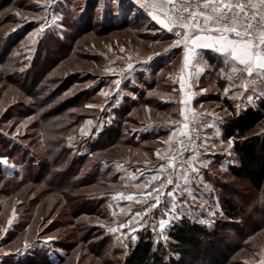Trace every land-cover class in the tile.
Segmentation results:
<instances>
[{
	"label": "rangeland",
	"instance_id": "374dc122",
	"mask_svg": "<svg viewBox=\"0 0 264 264\" xmlns=\"http://www.w3.org/2000/svg\"><path fill=\"white\" fill-rule=\"evenodd\" d=\"M124 3L132 10L123 17L126 23L118 26L122 20L112 18L108 26L110 16L104 12H114L112 0H89L82 21L78 13L83 0H59L52 10L56 18L50 12L45 31L33 43L29 37L38 27L34 14L43 12L44 0L39 6L36 0H0V161L8 160L7 165L0 162V264H122L138 240L133 241L132 235L150 237L162 260L169 261L173 253L167 231L181 217L216 234V247L207 250L216 261L201 264H260L264 258V182L255 190L244 178L233 176L227 169L236 162L229 139H218L203 126L201 136L213 135L210 143L216 145L213 152L201 157L208 162L207 168H201L203 183L192 185L204 207H200V199L189 207L193 201L185 195L188 203L178 209L163 232L167 241L158 227L161 218L168 219L163 215L170 207L167 204L154 210L146 218L149 226L135 233L125 229L121 236L107 231L108 225L115 226L113 212L120 220L127 218L120 215L119 208L129 202L112 197L118 191L136 195L134 185L144 180L127 176L138 175V168L151 174L159 163L156 151L164 149L162 141L172 129L163 134L144 131L141 126L149 121L160 123L159 115H176V107L162 106L161 97L170 95L168 77L177 74L182 64L181 49H172L178 56L165 63L168 54L164 48L173 39L171 34L151 21L134 0ZM121 47L124 53L119 51ZM118 56L125 60L131 56L134 70L125 77L118 94L114 90L113 98L105 100L100 90L120 77L103 70L126 68ZM149 56L154 57L157 63L152 67L158 71L145 72L144 61ZM209 59L212 70L203 73L193 87L199 91L194 107L201 111L212 108L222 118L231 112L229 107L236 112L246 106L261 107V120L249 134L264 133V99L233 100L232 92L226 97L223 89L228 82L220 76L222 62ZM226 74H231L230 69ZM153 76L155 83L147 87L143 80ZM89 104L104 105L106 111L89 109ZM177 106L180 108L179 102ZM86 119H92L94 126L82 136L80 129ZM109 125L114 128L110 135L106 133ZM117 164L126 171H118ZM226 201L237 203L238 217L230 216ZM132 208L135 212L140 205ZM213 212L215 215L210 214ZM9 219L13 220L11 226ZM49 237L51 242L45 243ZM25 241L33 245L27 252Z\"/></svg>",
	"mask_w": 264,
	"mask_h": 264
},
{
	"label": "snow or ice",
	"instance_id": "6c2138e0",
	"mask_svg": "<svg viewBox=\"0 0 264 264\" xmlns=\"http://www.w3.org/2000/svg\"><path fill=\"white\" fill-rule=\"evenodd\" d=\"M58 2L59 0H44L43 12L34 14V21L38 23V27L29 37L33 43H35L33 38L45 31L50 12L53 18H56L57 14L52 10ZM112 2L118 9L121 7L120 0H112ZM36 3L39 6L40 0H36ZM134 3L146 12L151 21L174 37L164 51L168 52L172 49L182 51L179 71L168 79L179 85V103L182 106L179 115L183 119L172 122L175 127L162 141L165 145L164 149H157L156 156L159 163L152 167L151 174H146L144 168H138L136 170L138 175L133 173L127 176V179L133 181L144 177L142 183L134 185L137 194L118 191L112 197L114 201L129 202L127 207L119 208L120 215L127 218L120 220L113 212L115 226L108 225L107 231L112 234L121 233V236L124 235L122 230L125 229L135 233L139 229L148 227L149 220L146 218L154 215V210L159 209L162 204H167L170 207L163 210V215L168 219L161 218L158 222L160 235L167 241L168 237L164 236L163 232L169 221L175 218L178 209L188 203L187 199H184L185 195L193 201L189 207H194L198 199L201 200L200 207H204L202 197L192 185L203 183L200 180L201 168H207L208 162L201 157L203 154L213 152L216 147L214 143H210L209 136H201L200 133L201 126L213 128L214 124L204 120L205 114L189 107L195 97L192 89L198 83V78L206 71L212 70V65L201 55V52L211 51L217 54L222 62L220 76L228 82L227 87L223 89L226 97L232 92L233 100L246 98L248 102H253L257 96L259 99H264V0H134ZM15 15L19 16L20 13L17 12ZM108 51L111 52L112 49L109 48ZM119 51L124 53L125 49L121 47ZM116 59L124 60L126 68L109 66L103 70L106 75L120 77L112 79L108 87L100 90L99 95L105 100L113 98L114 90L118 94L123 80L134 70V65L130 62L131 56L127 60L123 56H118ZM147 59L151 60L152 57L149 56ZM227 69H230L231 74H226ZM176 91V88L172 89V92ZM86 107L101 108L102 111H106L104 105L89 104ZM93 126L94 121L86 119L80 129L81 135H88ZM220 135L221 133L217 131L216 136ZM69 140H72V137H69ZM227 143L232 147L233 138H229ZM0 162L8 164L7 159ZM116 168L118 171H126L119 164ZM121 179L125 177L122 176ZM165 196L167 200L164 199ZM133 204L140 205L135 212H133ZM210 214L215 215L214 212ZM12 223L13 220L9 219L8 225L11 226ZM99 226L103 228L105 224L100 223ZM151 226L155 231L156 225ZM117 239L119 240L120 237ZM131 239L135 241L138 237L132 235ZM51 240L52 238L49 237L45 243H50ZM32 247L33 245L25 241V252ZM260 264H264V258L261 259Z\"/></svg>",
	"mask_w": 264,
	"mask_h": 264
},
{
	"label": "trees",
	"instance_id": "16d2710c",
	"mask_svg": "<svg viewBox=\"0 0 264 264\" xmlns=\"http://www.w3.org/2000/svg\"><path fill=\"white\" fill-rule=\"evenodd\" d=\"M120 3L121 7L118 9L115 6L113 13L104 12L105 15L110 16L106 19V24L112 18L113 20H122L118 26L126 23L123 17L125 18L132 10L124 3V0H121ZM88 6H90L89 0H83V5L78 13L79 21H82L83 15L85 16V12L89 10ZM107 25L111 26L112 23ZM155 63L157 62L154 59L150 64L144 63L145 72H148V69H153L152 65ZM160 64L163 63L160 62ZM144 82L148 84L147 87H150L155 83V77L153 76L149 80L144 79ZM229 108H231V112L221 125V137L223 140L233 138L232 151L236 156V162L228 164L227 169L233 176L244 178L251 188L259 190L264 182V133L249 134V132L261 120L262 108L246 106L238 112L232 107ZM106 129L108 135L114 132L111 125ZM226 202L230 216L238 217L240 208L237 203ZM167 235L170 238L168 246L173 253L169 261H163L153 240L147 235H143L139 236L136 243L128 250L122 264H201L206 261L212 263L216 261V258L211 256L212 251H207L209 248L216 247V234L200 223L192 221L189 217H181L170 224Z\"/></svg>",
	"mask_w": 264,
	"mask_h": 264
},
{
	"label": "crops",
	"instance_id": "0c3cea01",
	"mask_svg": "<svg viewBox=\"0 0 264 264\" xmlns=\"http://www.w3.org/2000/svg\"><path fill=\"white\" fill-rule=\"evenodd\" d=\"M164 54H168L167 61L165 63L172 62L173 58H176L178 56V54L175 51H173V50H170V51H168L167 53H164ZM201 55L206 57V58H208V60H210L209 58L218 59L217 54H215V53H213L211 51H202ZM155 56H157V54ZM153 58L151 60H146L144 62L145 63L146 62L150 63V62L153 61ZM181 61H182V56H181ZM148 70H149L148 72L150 73V72H155L156 70L158 71L159 69L155 68V69H148ZM171 74L172 73H169V75H171ZM168 84H169V86H168L169 90H167V91L170 93V95L161 97V101H162V104H163V105L162 104L161 105L162 106H168V107L169 106H175L176 107V115H173L171 113L166 115V116L159 115L161 118H159L158 116L157 117L159 118L158 121L160 123H155V122L149 121L150 123H145L144 125L141 126V127L145 126L144 128H142V130H144V131H153L154 133L159 132V130H160V133L164 134L165 132L170 131L171 129L172 130L174 129L175 125L172 124L173 121H180V120L183 119L179 115L181 105H180V108H178V106H177V102H179V98H180V97H178L179 96V94H178L179 93L178 86L176 87V85L173 84L172 80H169ZM173 88H176L177 91L176 92H172ZM192 90H193V92H195V96H197L199 94V91H195L194 89H192ZM196 93H198V94H196ZM194 105H195V100L193 99L189 106L192 107L193 109H195L197 112L205 114L204 115V120L207 123L214 124V127L213 128H207V131L208 132H214L213 135L215 137H217L218 139H221V135L220 136H216V132L219 131L221 133V125H222V123L224 122V120L226 118H224V117L222 118V117L216 116L215 115L216 112H214V110L212 108H209L210 110H207V111L206 110L201 111L200 109L195 108ZM148 125H153V126H148ZM213 135H211V138L215 139V137Z\"/></svg>",
	"mask_w": 264,
	"mask_h": 264
},
{
	"label": "built area",
	"instance_id": "2783aa9c",
	"mask_svg": "<svg viewBox=\"0 0 264 264\" xmlns=\"http://www.w3.org/2000/svg\"><path fill=\"white\" fill-rule=\"evenodd\" d=\"M172 38H174V37H172ZM200 133H201V129H200Z\"/></svg>",
	"mask_w": 264,
	"mask_h": 264
}]
</instances>
